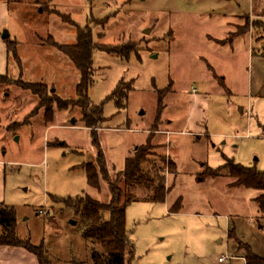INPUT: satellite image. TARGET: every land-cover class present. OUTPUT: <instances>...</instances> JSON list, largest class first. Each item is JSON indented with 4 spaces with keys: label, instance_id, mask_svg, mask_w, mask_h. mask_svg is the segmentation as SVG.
I'll use <instances>...</instances> for the list:
<instances>
[{
    "label": "rangeland",
    "instance_id": "rangeland-1",
    "mask_svg": "<svg viewBox=\"0 0 264 264\" xmlns=\"http://www.w3.org/2000/svg\"><path fill=\"white\" fill-rule=\"evenodd\" d=\"M81 31L95 45L87 96L106 118L97 133L109 178L149 139L153 159L166 158L165 202L140 188L126 211L132 264H245L237 239L253 243L264 192L232 186L224 168L229 161L264 173V62L252 67L248 57L250 47L264 55V0H0V197L16 213V237L44 244L52 264H93L97 243L64 203L83 194L111 200L102 176L100 190L92 188L83 168L97 163L91 132L74 104L54 105L49 122L20 85L43 84L51 99L76 101L81 74L49 44L74 46ZM122 81L132 91L119 110L112 95ZM195 94L207 99L194 103ZM31 257L0 264H36Z\"/></svg>",
    "mask_w": 264,
    "mask_h": 264
},
{
    "label": "trees",
    "instance_id": "trees-1",
    "mask_svg": "<svg viewBox=\"0 0 264 264\" xmlns=\"http://www.w3.org/2000/svg\"><path fill=\"white\" fill-rule=\"evenodd\" d=\"M5 41H8L6 39ZM14 46V44H12ZM9 44L10 49L15 47ZM57 48L70 58L76 69L81 74V81L76 88L77 100H61L55 93L53 99L47 93V86L43 84H30L20 81L21 87L30 91L40 100L41 108L45 109L46 117L52 122L53 108L57 105L60 110L67 111L72 104L82 113L81 123L84 128L90 130L93 146L97 150V163L86 164L83 168L87 173L90 187L100 190V176L107 183L111 200L109 203H101L90 196L83 194L75 199L64 201L67 208L77 215H81L84 221L83 236L94 241L97 246L91 252L93 264H132L135 259V247L130 240L127 230L126 211L128 206L138 200L135 190L145 189L144 198L154 203H163L166 200L168 189L164 169L166 158L153 159L151 154V139L146 145L138 146L134 155L128 157L125 169L118 172L116 181H112L108 175L107 162L101 149L98 130L106 121L102 107L92 104L87 96L93 77V50L95 45L88 31L79 32L78 42L74 46H63L55 43L49 44ZM7 77L1 76V81ZM132 91V85L126 86L122 81L116 88L112 98L116 100L119 110L126 107L128 96ZM165 92H158L160 110H163V98ZM230 178L234 180L232 186L246 187L264 192V173L255 169L245 168L239 164L229 162L225 165ZM212 172L211 176H218ZM261 212L264 213V194L256 199ZM182 209L180 201L171 209V213H179ZM16 213L10 207H0V224L5 230L6 236L0 239V246L21 248L33 255L39 264H52L47 256L44 244L33 246L30 242L19 240L15 235ZM229 238H236L235 228L229 230ZM238 241V249L244 253L245 264H264V258L258 256L252 247L242 241ZM99 247V248H98Z\"/></svg>",
    "mask_w": 264,
    "mask_h": 264
},
{
    "label": "crops",
    "instance_id": "crops-1",
    "mask_svg": "<svg viewBox=\"0 0 264 264\" xmlns=\"http://www.w3.org/2000/svg\"><path fill=\"white\" fill-rule=\"evenodd\" d=\"M254 10L255 9H254V4H253L251 6L249 15L252 14L254 16ZM242 37H245V36L241 35L238 38H236L235 41L238 40V39H241ZM248 38L250 40V43L253 42V38L251 39V34L250 33L248 34ZM234 53H235L234 46H232V55ZM248 57H250L249 61H250V63H252V67L254 66L255 61H257V62L260 61L261 63L264 62V55L259 50H255L254 48L252 49V47H250V51H249V56ZM257 64H260V63H257ZM252 75H253V73H252ZM193 92H196V90L194 89ZM229 93H230V91H229ZM190 99H193L194 103H196V102L198 103L201 100L205 101V99H207V97H206V95L200 97L197 94H195V95L191 96ZM240 111H241V113H243L244 109L240 108ZM72 124H74V123H72ZM158 133H163V134L166 133L168 135L171 132H169V131H163V132L159 131ZM6 166H7V162H5L4 159H0V177H1L2 173L4 174V172H2V170ZM0 185H1V183H0ZM0 188H1V186H0ZM1 192L2 191H0V196H1ZM0 198H1L0 199V207H8V206L4 205L3 201H1L2 197H0ZM260 213L262 214V217L258 221V225H259L258 226V230H256V232L254 233L253 228L255 229V226H252V228H251V230L253 231V238H252L253 243H250V245H251L253 251L255 252V254H257L258 256H260L262 258H264V213L261 212V210H260ZM235 228H237V227L235 226ZM230 229H231V223L229 224V230ZM237 249H238V245H237ZM238 251H240V250L238 249ZM241 253L242 254L240 255V258H242L244 260V257H243L244 253L242 251H241ZM19 254L23 255V256L30 255V256H32L31 258L35 260L36 264H39L37 259L33 255H31L28 252H26L25 250H23L21 248H12V247H4V246H0V263L3 261V259H9V260L10 259L11 260L17 259V258H19ZM244 262H245V260H244ZM3 264H11V263H10V261H8V263L6 262V263H3Z\"/></svg>",
    "mask_w": 264,
    "mask_h": 264
},
{
    "label": "water",
    "instance_id": "water-1",
    "mask_svg": "<svg viewBox=\"0 0 264 264\" xmlns=\"http://www.w3.org/2000/svg\"><path fill=\"white\" fill-rule=\"evenodd\" d=\"M8 38H9V34H8V32H5V33L2 35V39H3V40H6V39H8ZM72 123H74V121H73Z\"/></svg>",
    "mask_w": 264,
    "mask_h": 264
},
{
    "label": "built area",
    "instance_id": "built-area-1",
    "mask_svg": "<svg viewBox=\"0 0 264 264\" xmlns=\"http://www.w3.org/2000/svg\"><path fill=\"white\" fill-rule=\"evenodd\" d=\"M226 259H228V257L220 258L219 261H220V262H225Z\"/></svg>",
    "mask_w": 264,
    "mask_h": 264
}]
</instances>
